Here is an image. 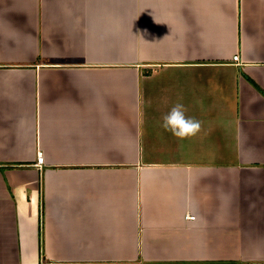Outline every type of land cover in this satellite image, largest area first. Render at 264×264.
<instances>
[{
	"label": "crops",
	"instance_id": "0c3cea01",
	"mask_svg": "<svg viewBox=\"0 0 264 264\" xmlns=\"http://www.w3.org/2000/svg\"><path fill=\"white\" fill-rule=\"evenodd\" d=\"M0 264H264V0H0Z\"/></svg>",
	"mask_w": 264,
	"mask_h": 264
},
{
	"label": "clouds",
	"instance_id": "9594fccd",
	"mask_svg": "<svg viewBox=\"0 0 264 264\" xmlns=\"http://www.w3.org/2000/svg\"><path fill=\"white\" fill-rule=\"evenodd\" d=\"M187 109L182 102H176L170 110L162 116L161 129L170 133L178 141L195 137L201 130V122L186 115Z\"/></svg>",
	"mask_w": 264,
	"mask_h": 264
},
{
	"label": "built area",
	"instance_id": "2783aa9c",
	"mask_svg": "<svg viewBox=\"0 0 264 264\" xmlns=\"http://www.w3.org/2000/svg\"><path fill=\"white\" fill-rule=\"evenodd\" d=\"M233 59L234 60H239V54H235L233 55ZM44 160H45V156H44V153L42 150H39L38 151V154H37V165L39 166H42V164L44 163ZM191 217H195L194 215H192Z\"/></svg>",
	"mask_w": 264,
	"mask_h": 264
}]
</instances>
